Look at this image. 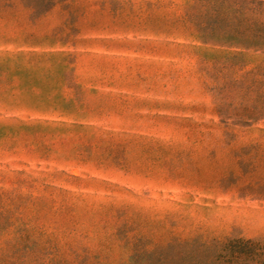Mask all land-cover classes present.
I'll return each mask as SVG.
<instances>
[{
	"label": "rangeland",
	"instance_id": "rangeland-1",
	"mask_svg": "<svg viewBox=\"0 0 264 264\" xmlns=\"http://www.w3.org/2000/svg\"><path fill=\"white\" fill-rule=\"evenodd\" d=\"M33 1L53 7L35 20ZM28 2L0 0V52L34 33L73 63L0 76V96L60 101L0 103V264H211L196 246L264 245V120L226 119L262 113L264 51L222 70L237 51L198 42L211 7L193 0ZM236 10L264 26V5Z\"/></svg>",
	"mask_w": 264,
	"mask_h": 264
},
{
	"label": "trees",
	"instance_id": "trees-1",
	"mask_svg": "<svg viewBox=\"0 0 264 264\" xmlns=\"http://www.w3.org/2000/svg\"><path fill=\"white\" fill-rule=\"evenodd\" d=\"M9 2L10 0H2ZM23 3L29 0H20ZM38 1V0H35ZM47 3H52V0H39ZM197 3L209 5L211 7V17L200 19L195 24L197 32V40L203 47L211 49H233L236 50L234 56H227L226 62L222 70L232 71L238 67V59L243 53L250 51H264V26L260 24L259 19L256 17H235L234 15L239 13L237 10L232 11V8L242 3L244 5H264L263 1L257 2L255 0H193ZM49 9L43 13H38L37 4L34 1L25 4V8L31 11L32 17L35 20L39 16H43L51 10L52 4H49ZM9 9L13 6L9 5ZM224 10L229 11L226 14L231 17H220V13ZM251 11V10H250ZM3 12V8L0 5V14ZM213 15L215 17H213ZM46 39H39L36 34H31L25 41L19 42L15 52H0V76H4L11 70L18 78L25 77L28 84H37L39 82V69L38 65L43 62H50L55 64L57 60H60L62 64H71L72 55L63 51L57 52H42L40 48L46 45ZM7 40L6 42H8ZM55 44L57 42H54ZM53 43V44H54ZM67 40L63 43L65 46ZM52 45V44H51ZM238 53V54H237ZM211 58V57H210ZM213 58V57H212ZM215 59V58H213ZM219 65V63H217ZM34 86V85H33ZM30 87V86H29ZM26 90V89H25ZM9 93V92H8ZM0 103H2L9 110L18 108H27L35 112H42L51 109L54 104L60 105L59 99L37 95L32 89H27L21 97H8L0 96ZM68 107V106H67ZM221 116H228L227 113L221 110ZM227 120H237L243 124H254L264 120V109L262 113H241L236 115H230L226 117ZM180 247V246H179ZM17 248V245L14 246ZM198 250L207 253L209 256V262L211 264H233L241 255L247 253L251 255H263L264 245L260 243H254L251 241H245L242 239L231 240L226 243L213 242L211 244H201L196 246ZM185 251V250H184ZM189 264V263H187Z\"/></svg>",
	"mask_w": 264,
	"mask_h": 264
}]
</instances>
